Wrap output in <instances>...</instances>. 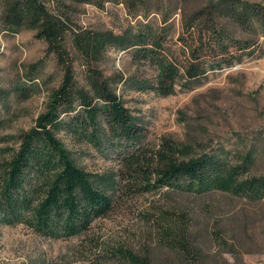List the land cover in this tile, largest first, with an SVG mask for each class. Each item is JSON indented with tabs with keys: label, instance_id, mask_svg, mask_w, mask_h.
<instances>
[{
	"label": "rangeland",
	"instance_id": "1",
	"mask_svg": "<svg viewBox=\"0 0 264 264\" xmlns=\"http://www.w3.org/2000/svg\"><path fill=\"white\" fill-rule=\"evenodd\" d=\"M7 1L0 0V89L6 93L0 101V165L47 110L63 77L36 31L5 30ZM62 1L81 27L119 33L145 25L162 32L165 45L179 52L178 38L209 0ZM241 1L264 8V0ZM236 37L257 42L250 57L193 82L179 78L168 96L155 90L158 68L134 63L129 51L105 54L97 67L142 128L141 148L168 140L185 160L202 154L229 163L247 159L251 176L264 175V38L259 31ZM66 48L83 86L84 67L69 39ZM56 137L111 199L112 208L71 238L48 239L23 225L0 222V264H264V200L175 189L144 193L141 183L125 175L126 147L111 141L96 148L64 132Z\"/></svg>",
	"mask_w": 264,
	"mask_h": 264
},
{
	"label": "trees",
	"instance_id": "2",
	"mask_svg": "<svg viewBox=\"0 0 264 264\" xmlns=\"http://www.w3.org/2000/svg\"><path fill=\"white\" fill-rule=\"evenodd\" d=\"M73 14L62 0L7 1L2 18L5 30L36 31L63 77L47 110L21 136L9 161L0 165V222L23 225L38 236L55 240L79 235L111 210V199L92 175L71 160L56 137L59 132L96 148L111 141L126 147L121 157L125 175L141 183L144 193L175 189L264 200V175L251 176L247 159L229 163L217 154H202L185 160L180 148L168 140L154 149L141 148L142 128L97 67L109 50L129 51L134 63L159 69L155 90L168 96L179 78L193 82L250 57L257 42L240 40L236 33L259 31L264 38V8L241 0H209L178 38L179 52L165 45L162 32L145 25L119 33L98 31L77 25ZM68 39L84 67L83 86L75 77L66 48ZM5 96L0 89V101Z\"/></svg>",
	"mask_w": 264,
	"mask_h": 264
}]
</instances>
